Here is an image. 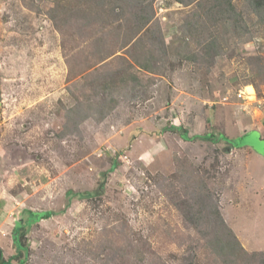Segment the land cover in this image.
Instances as JSON below:
<instances>
[{
  "label": "rangeland",
  "instance_id": "1",
  "mask_svg": "<svg viewBox=\"0 0 264 264\" xmlns=\"http://www.w3.org/2000/svg\"><path fill=\"white\" fill-rule=\"evenodd\" d=\"M72 3L0 0L2 260L19 263L14 224L50 212L26 225V264H222L217 202L243 249L260 254L242 264L264 262V152L245 138L264 111V21L252 9L264 0H235L234 18L213 0L202 11L154 0L138 36L128 12L106 24L68 15ZM84 59L96 67L76 78ZM245 87L256 103L236 97ZM207 134L217 141L197 138Z\"/></svg>",
  "mask_w": 264,
  "mask_h": 264
},
{
  "label": "trees",
  "instance_id": "2",
  "mask_svg": "<svg viewBox=\"0 0 264 264\" xmlns=\"http://www.w3.org/2000/svg\"><path fill=\"white\" fill-rule=\"evenodd\" d=\"M66 1H69V0H66ZM75 1H76V3H72V5H74L73 6V13L72 14L70 13L68 15H72L74 17V15L76 13H79V14L84 13L85 18H87V19L89 18L90 20H94V21L95 20H102L103 22H106V24L110 23L109 20H114V17H117L116 16L117 9L121 10V12L119 13L120 16H123V13L128 12L129 16H124L123 20H127V19L128 20H134L132 27L136 26L134 34H136L137 36L149 24V22L152 21L153 15H154L153 4H152V2L154 0H130V4H128V6H126V7L116 6V5L111 6L113 1L125 2L126 0H110L109 2H106V0H99L98 3L95 1V5L93 4L92 1L90 4L89 0H75ZM83 1H84V3H83ZM176 1L181 3V4H185L186 6L190 5L191 3L198 2L197 8H199V10H201V11L204 10L205 6L208 5L210 2V0H176ZM213 1H214V4H216L218 6L217 12L219 15H221V17L223 16V14H226V13H229L230 15H232L233 18L235 17V14L237 13V8L233 4V2L235 0H213ZM255 1L256 2H259V1L262 2V0H246V5L247 6L253 5L255 3ZM107 4H108V6H107ZM61 5L62 4H59V2H58L57 7L60 9ZM93 6H95V7H93ZM89 7L95 8V13H93L94 10H91ZM62 8H64V7H61V9ZM252 9L255 10L258 18L260 20L264 21V6H262L260 9H255L252 6ZM63 12H64V15H67L66 14L67 11L65 12V9H63ZM82 16H83V14L81 15V18H82ZM58 17H60V16H58ZM62 20H64V19H62ZM107 21H109V23ZM92 24L93 23H90L88 26H90ZM106 24L104 23L103 25L105 26ZM232 24H233V22H232ZM234 26L236 27V32H239V26L235 23H234ZM119 29L124 35H125V33H127L129 31L127 25H125V27L119 26ZM115 30H117V28H115ZM136 44H137V42L134 44V46ZM134 46H132V47H134ZM131 48L128 51H130ZM110 52H114V50H110ZM72 58H73V56L71 53L70 54L67 53L65 55V59L67 61L68 66L70 67L69 69H70L71 73H72V66H71L70 59H72ZM135 60L138 61V62H136V64H137V66H139V69H142V70L149 69L148 65L140 62V60L138 58H136ZM80 64L81 65L79 67H83V69L74 74V77H76V78H78V77L81 78L83 74L90 72L94 67H96L93 65L90 66V65L85 64V59H84V62L81 61ZM96 65H98V64L96 63ZM102 85H104L105 88L108 87V85L105 82H103V83L97 82V86L100 87ZM98 111H100V109ZM197 138H204V140H208L212 143H215V141H217V137H215L213 134H207L204 136H197ZM184 139L188 140L189 138H188V136H185ZM218 139L219 140H225L227 143V146H232L234 144L232 140L228 139L227 137H225L223 135L219 136ZM215 207H216L215 216H216V220L219 223V226H216L217 227L216 230H219V231L224 230V232L227 234L225 237L218 236L217 238L214 239L213 245L215 246V248H212V249H213V252L215 253V256L217 257V259L221 260L222 264H242L243 259L246 257H251L254 259L257 256H259L260 254H258V253L249 254V253H247V251H245L243 249V247L240 245L239 240H238L237 236L235 235L234 231L232 230V228H229L227 226L228 224H227L226 220L223 219L224 218L223 214L221 213L220 208H219V204L217 202L215 203ZM191 211H192V209L189 211V214H188L189 216H186V219L189 222L195 224L196 223L195 218H194L195 216L193 213H191ZM32 214H34L33 216L36 215V217H37L35 222L34 221H28V224H25V225L24 224L22 225L20 223L19 227L13 228V241H14L15 249H16L15 250L16 254H15V256H13L14 257L13 260L18 259L19 260L18 264H26V262H27V253L29 252V250H28L27 246H25L23 244V240H22V236L30 227V226L27 227L26 225L36 224L40 220L47 219V218H50L52 216V213H50V212H43V213H36V214L33 212ZM2 259L3 258L1 256V251H0V264H11V262H12V259H11V261H8L7 263L4 262V260H2ZM259 264H264V262H260Z\"/></svg>",
  "mask_w": 264,
  "mask_h": 264
},
{
  "label": "crops",
  "instance_id": "3",
  "mask_svg": "<svg viewBox=\"0 0 264 264\" xmlns=\"http://www.w3.org/2000/svg\"><path fill=\"white\" fill-rule=\"evenodd\" d=\"M245 93H247L246 92V87H245ZM248 94V93H247ZM250 96H249V101L250 102H252V99H253V103H256L257 102V95H256V93H255V91L253 92V94H249ZM236 97H237V95H236ZM238 98V97H237ZM240 100V99H239ZM243 101H245V100H243ZM263 115V116H262ZM257 125H258V128L256 127V128H254V130L252 129L251 131H245V134H246V137L245 138H247V137H249V136H247V135H250L251 137H249V138H253L255 141L253 142V143H250L249 141H248V139H246V141H247V145L250 147V148H253V149H256V151H259V152H261V153H263L264 151L262 150V148H261V146H263V148H264V111L263 112H261L260 111V117H259V119H258V122H257ZM248 132H250V134H248ZM253 132V134H251ZM253 136H256V138L255 137H253ZM243 144H244V142H243ZM235 146H238V144L236 143H234L232 146H227L226 147V150H232V149H234L235 148ZM250 148H245L246 150H249ZM261 148V149H260ZM236 149V148H235ZM240 149V148H239ZM250 154H251V152H249ZM244 193V192H243ZM246 194V191H245V193H244V195ZM242 198H243V196H242ZM233 204V205H232ZM231 205L233 206L232 208L233 209H238V211H239V208L242 210V208H244V207H242V206H239V203L235 200L233 203H232ZM2 213L3 214H7V212H6V210L4 211H2ZM3 224L5 223V220L2 222ZM19 225H20V222H16V224H14V226H13V228H17V227H19ZM13 228H12V232H13ZM8 229V228H7ZM263 233H264V231H263ZM5 237V236H4ZM12 237V236H11ZM13 238V237H12ZM2 239H4L3 237H2ZM0 243H1V241H0ZM2 244V243H1ZM16 253V252H15Z\"/></svg>",
  "mask_w": 264,
  "mask_h": 264
},
{
  "label": "built area",
  "instance_id": "4",
  "mask_svg": "<svg viewBox=\"0 0 264 264\" xmlns=\"http://www.w3.org/2000/svg\"><path fill=\"white\" fill-rule=\"evenodd\" d=\"M249 94L245 93L244 91H239L238 94H237V97L240 99V100H245V101H249Z\"/></svg>",
  "mask_w": 264,
  "mask_h": 264
},
{
  "label": "bare ground",
  "instance_id": "5",
  "mask_svg": "<svg viewBox=\"0 0 264 264\" xmlns=\"http://www.w3.org/2000/svg\"><path fill=\"white\" fill-rule=\"evenodd\" d=\"M251 91V90H250ZM252 92V91H251Z\"/></svg>",
  "mask_w": 264,
  "mask_h": 264
}]
</instances>
